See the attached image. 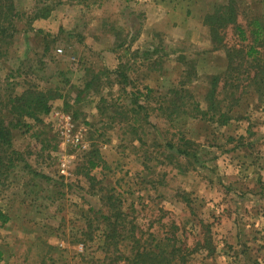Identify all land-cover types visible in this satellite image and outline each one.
Here are the masks:
<instances>
[{"label": "rangeland", "instance_id": "374dc122", "mask_svg": "<svg viewBox=\"0 0 264 264\" xmlns=\"http://www.w3.org/2000/svg\"><path fill=\"white\" fill-rule=\"evenodd\" d=\"M215 2L16 0V25L0 34V118L12 121L8 96L31 85L65 97L14 130L11 147L0 141V209L11 216L0 264H109L98 238L107 194L121 201L128 234L161 238L176 224L190 248L213 241L188 264H264V97L244 81L227 125L193 117L228 64L201 28ZM225 36L239 43L233 27ZM138 90L147 110L135 124ZM175 90L186 106L171 119ZM182 136L192 156L169 157ZM93 148L107 162L94 182L84 175Z\"/></svg>", "mask_w": 264, "mask_h": 264}, {"label": "trees", "instance_id": "16d2710c", "mask_svg": "<svg viewBox=\"0 0 264 264\" xmlns=\"http://www.w3.org/2000/svg\"><path fill=\"white\" fill-rule=\"evenodd\" d=\"M219 1L215 2L213 9L204 16V24L209 29L215 49L224 53L228 64L221 73L209 77L210 86L204 97L207 107L204 109L201 107L200 101H195L194 111L196 114L193 117L224 126L232 120V108L240 102V97L238 98L237 94L241 90L242 84H245L244 81H246L247 88L264 97V14L259 9H255V12L250 10L248 4H243V0H226L224 3H219ZM50 11V9H46L38 13L35 19L47 18ZM18 15L16 0H0V34L6 33L9 27H15ZM230 27L234 28L235 35L239 38V43L234 46H228L226 43L225 30ZM119 72L120 70L117 69L116 73ZM121 76L123 81L128 80L127 74L121 73ZM220 85L223 88L222 92L232 100L231 105H228L227 108V105L222 106L226 97H220L222 95V92L219 91ZM147 92H151V90ZM174 94L172 105L168 107L171 108L169 114L171 119L180 113L182 107L186 106L185 103L182 107L178 105V100H185L181 91L175 90ZM188 96L193 98V93L188 92ZM64 97V94L59 93L58 89L52 93L51 90H40L34 85L27 87L22 93H11L4 106L7 108L5 116L11 118L12 121L6 124V118H0V141L11 147L14 130L33 127L29 120L42 122V119L51 114L53 110V99ZM141 98L142 92L135 91V124L140 122L138 115L141 110H147ZM181 142H183L181 145L174 142L168 143L169 150L172 151L169 157L185 156L189 158L192 156L191 147L195 142L183 136ZM150 158L152 157L150 156ZM149 159L144 160L147 169L150 168L148 166ZM104 163L107 162L104 160L100 148L90 150L84 167L85 178L93 182L98 181L92 172ZM106 196L107 210L100 211L99 215L103 225L98 235L100 250L105 259L102 262L108 261L109 264H188L190 255L198 248H209L210 251L212 240L204 244L199 242L198 248H190L186 245L179 238L180 228L176 224L171 227V232H166L161 238L151 234L149 239H146L138 236L134 229L130 232L131 234H128L129 231L123 227L126 225L121 201L114 194ZM93 210L90 208V211ZM10 221L11 216L0 209V228ZM95 237L92 233L90 234L91 241H94Z\"/></svg>", "mask_w": 264, "mask_h": 264}, {"label": "crops", "instance_id": "0c3cea01", "mask_svg": "<svg viewBox=\"0 0 264 264\" xmlns=\"http://www.w3.org/2000/svg\"><path fill=\"white\" fill-rule=\"evenodd\" d=\"M210 3H212V1H218V0H208ZM249 1L250 4H252L253 8L255 9H259L261 11H263L264 9V0H247ZM211 8V7H210ZM201 28L204 30V31H207V27L204 25V23H201ZM212 41L211 39H209V44L207 47H209L208 49H211L212 48ZM212 53L213 55H216V52H210ZM221 61V60H220ZM223 63H226L227 62V59L224 58L223 60ZM227 66V65H226Z\"/></svg>", "mask_w": 264, "mask_h": 264}, {"label": "built area", "instance_id": "2783aa9c", "mask_svg": "<svg viewBox=\"0 0 264 264\" xmlns=\"http://www.w3.org/2000/svg\"><path fill=\"white\" fill-rule=\"evenodd\" d=\"M59 51H61V50H59ZM70 130H71V128H70V127H68V128H67V132H70Z\"/></svg>", "mask_w": 264, "mask_h": 264}]
</instances>
